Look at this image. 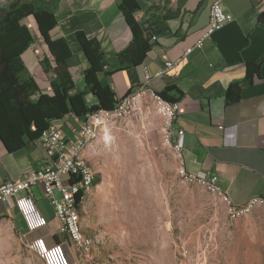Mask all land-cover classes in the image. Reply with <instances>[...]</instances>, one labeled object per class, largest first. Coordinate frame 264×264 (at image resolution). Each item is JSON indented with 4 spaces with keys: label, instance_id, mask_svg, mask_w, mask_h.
I'll return each mask as SVG.
<instances>
[{
    "label": "crops",
    "instance_id": "obj_1",
    "mask_svg": "<svg viewBox=\"0 0 264 264\" xmlns=\"http://www.w3.org/2000/svg\"><path fill=\"white\" fill-rule=\"evenodd\" d=\"M211 1L136 0L140 9L135 18L152 48L134 66H122L117 56L132 38L119 0H61L58 25L51 35L65 37L81 58L78 34L97 38L109 62L99 78L116 99L143 88L175 102V122L184 130L183 150H177L182 167L192 173L216 174L224 191L242 204L253 196L264 197V9L258 0H223L233 19L198 47L209 24ZM40 50L33 46L23 53L29 69L37 65ZM169 60L174 65L165 70ZM247 76L253 80L243 84L241 97L228 100V86ZM83 83L82 75L76 80L77 88ZM97 101L91 94L84 98L87 106ZM84 120L67 113L50 122L71 136ZM48 164L39 138L14 150L0 141V182L19 179L28 170ZM2 220L38 253H54L71 244L61 233V221L40 185L0 199Z\"/></svg>",
    "mask_w": 264,
    "mask_h": 264
},
{
    "label": "rangeland",
    "instance_id": "obj_2",
    "mask_svg": "<svg viewBox=\"0 0 264 264\" xmlns=\"http://www.w3.org/2000/svg\"><path fill=\"white\" fill-rule=\"evenodd\" d=\"M23 23L43 55L33 20ZM134 96L130 114L101 124L88 145L99 175L81 208L90 252L71 242L38 253L2 220L0 264H264V204L230 218L222 196L186 178L154 94Z\"/></svg>",
    "mask_w": 264,
    "mask_h": 264
},
{
    "label": "trees",
    "instance_id": "obj_3",
    "mask_svg": "<svg viewBox=\"0 0 264 264\" xmlns=\"http://www.w3.org/2000/svg\"><path fill=\"white\" fill-rule=\"evenodd\" d=\"M61 0H6L0 2V141L9 150L25 147L37 140L50 121L67 113L86 118L101 108L115 107L116 94L103 86L99 75L106 73L108 59L97 38L78 34L81 56L69 46L65 37L54 38L51 31L58 25L56 12ZM182 2L186 0H181ZM120 11L128 24L132 38L126 48L117 53L122 66L137 65L152 48L135 13L140 9L136 0H119ZM32 19L45 46L43 55L37 52L38 63L30 70L22 55L33 47L36 38L25 20ZM33 28V27H32ZM42 76L44 81L38 76ZM83 75L82 88L76 80ZM244 81L231 83L226 90L230 101L241 97ZM130 91L127 94H131ZM97 97V103L87 106V95ZM99 181V175L95 184ZM54 240L59 243L58 235Z\"/></svg>",
    "mask_w": 264,
    "mask_h": 264
},
{
    "label": "built area",
    "instance_id": "obj_4",
    "mask_svg": "<svg viewBox=\"0 0 264 264\" xmlns=\"http://www.w3.org/2000/svg\"><path fill=\"white\" fill-rule=\"evenodd\" d=\"M258 2L264 9V0H258ZM209 14V24L197 43L198 47H202L205 39L210 38L233 19V15L225 10L223 0H212L209 5ZM192 49V47L188 48L186 52L189 53ZM173 65V61H167L165 70ZM145 91L147 90L140 88L136 93ZM134 93L118 98L115 107L111 110L101 108L89 113L71 136H67L55 122H50L39 137L40 143L45 147L49 164L38 169H30L19 179H7L0 182V199L8 200L21 191L30 190L33 186H42L46 198L54 206L56 216L61 221V233L80 250L90 252L86 245V237L77 235L76 229H73L76 201L82 199L85 188L94 180L89 163L81 156L82 140L86 135L93 134L96 123L107 122L114 116L130 114V108L135 107ZM152 93L156 98L157 108H160V114L166 121V133L169 140L183 150L184 130L175 122L178 113L177 104L156 92ZM186 177L200 184L214 183L216 194L223 197L228 214L233 216L234 220L241 218L242 212H248L249 205L264 204L262 196H253L242 204L235 203L220 185L216 174H208L206 171L197 173L187 171Z\"/></svg>",
    "mask_w": 264,
    "mask_h": 264
},
{
    "label": "bare ground",
    "instance_id": "obj_5",
    "mask_svg": "<svg viewBox=\"0 0 264 264\" xmlns=\"http://www.w3.org/2000/svg\"><path fill=\"white\" fill-rule=\"evenodd\" d=\"M134 108H130V112L133 110ZM159 112H160V108H158ZM120 116H124V115H120ZM104 122H98L95 125L94 131L92 135H86L83 140H82V145H81V156L83 157V159L85 161H87L89 163V168L91 169V174L94 176V180L91 181V183L85 188V194L82 196V199H77L76 201V205H75V214H74V221H73V229H76V233L77 235H84L86 237V245L89 249V251L91 250L92 246H93V240L89 237V235L87 236L86 234H84L83 232V227H82V222H81V208L85 202V200L88 197V194L93 190V188L95 187V180L97 178V172L95 171L92 163L89 161V159H87L86 155H85V150L87 145L94 140V138L97 135L98 130L101 129V124H103ZM174 147L178 150L179 147L176 146L175 144H173ZM183 172L185 174V176L187 175V171L184 170L183 168ZM189 180H193L190 177H186ZM203 187H205L207 190L211 191V192H215L216 193V187L214 183H202ZM140 196V195H139ZM256 205H249V210L248 212H242L241 216L248 214L252 211V209L255 207ZM230 218L234 219L233 216H230Z\"/></svg>",
    "mask_w": 264,
    "mask_h": 264
}]
</instances>
